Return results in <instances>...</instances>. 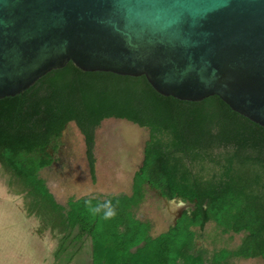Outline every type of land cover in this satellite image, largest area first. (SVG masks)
<instances>
[{"label": "trees", "instance_id": "1", "mask_svg": "<svg viewBox=\"0 0 264 264\" xmlns=\"http://www.w3.org/2000/svg\"><path fill=\"white\" fill-rule=\"evenodd\" d=\"M108 119L149 132L131 195L70 198L51 192L43 171L76 124L96 175L95 132ZM0 172L11 194L22 196L37 233L57 239L55 264L88 250L90 264H230L264 259V128L235 113L219 97L201 102L163 97L145 77L83 72L72 62L16 97L0 100ZM148 188L190 205L176 225L153 236L135 214ZM91 201V205L87 204ZM111 201L115 215L92 208ZM244 234L234 250L211 254L199 246L207 225Z\"/></svg>", "mask_w": 264, "mask_h": 264}, {"label": "water", "instance_id": "2", "mask_svg": "<svg viewBox=\"0 0 264 264\" xmlns=\"http://www.w3.org/2000/svg\"><path fill=\"white\" fill-rule=\"evenodd\" d=\"M69 62L264 128V0H0V100Z\"/></svg>", "mask_w": 264, "mask_h": 264}, {"label": "rangeland", "instance_id": "3", "mask_svg": "<svg viewBox=\"0 0 264 264\" xmlns=\"http://www.w3.org/2000/svg\"><path fill=\"white\" fill-rule=\"evenodd\" d=\"M148 139V130L133 123L105 120L95 132L96 175L93 178L84 136L72 123L65 131L55 164L43 171L42 177L63 204L72 197L131 195ZM175 205L165 204L154 190L148 188L145 200L134 212L151 225V234L157 236L171 227L177 210ZM38 227V220L27 216L23 197L10 193L6 177L0 172V264H55L58 241L50 231L40 236ZM243 238L244 234H224L215 224H209L199 246H204L212 254L215 250L236 249ZM89 256L85 249L72 264H90ZM62 259L57 261L58 264L67 263L66 255ZM230 264H264V259L232 258Z\"/></svg>", "mask_w": 264, "mask_h": 264}, {"label": "flooded vegetation", "instance_id": "4", "mask_svg": "<svg viewBox=\"0 0 264 264\" xmlns=\"http://www.w3.org/2000/svg\"><path fill=\"white\" fill-rule=\"evenodd\" d=\"M155 192L158 194V197L164 201L165 204H173V205L176 204L175 206L177 210H175L174 212V218H173V223H172L176 225L177 221L180 220L184 216V214L187 212L190 205L188 203H184V202L177 201V200H172V201L165 200L164 198H162V196L157 191Z\"/></svg>", "mask_w": 264, "mask_h": 264}, {"label": "clouds", "instance_id": "5", "mask_svg": "<svg viewBox=\"0 0 264 264\" xmlns=\"http://www.w3.org/2000/svg\"><path fill=\"white\" fill-rule=\"evenodd\" d=\"M86 203L91 205V201H87ZM91 210L93 213H99L103 210L105 219H111L115 215V209L113 208L111 201H105L102 204H98Z\"/></svg>", "mask_w": 264, "mask_h": 264}]
</instances>
